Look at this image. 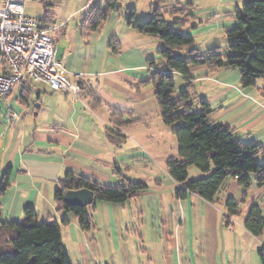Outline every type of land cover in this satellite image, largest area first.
Instances as JSON below:
<instances>
[{
  "label": "crops",
  "instance_id": "1",
  "mask_svg": "<svg viewBox=\"0 0 264 264\" xmlns=\"http://www.w3.org/2000/svg\"><path fill=\"white\" fill-rule=\"evenodd\" d=\"M106 1L60 0L49 11L56 27L50 34L56 58L69 80L77 81L81 75L87 90L94 92L97 107L90 108L85 96L76 101L40 81L18 84L6 98L12 128L0 156V173L10 167L11 174L10 186L0 196L3 222L23 221L28 208L38 221L60 224L66 218L61 240L73 264H261L258 249L264 245V226L258 237L243 226L252 205L264 215V184L257 186L255 176L243 200V188L231 178L225 179L214 203L196 194L174 197L176 184L165 162L177 154L176 126L163 124L151 87L140 91L131 87L147 79V61L157 59L163 45L129 28L126 18L134 10L139 21L146 19L157 0H119L123 11L112 12L100 30L83 37L81 24L89 7ZM162 1L166 9L194 6L193 18L186 19L181 32L193 37L194 46L201 39L197 49L229 53L225 32L235 26V9L242 0H212L206 9L210 0ZM27 4L26 0L25 15L35 18L26 13ZM39 13L41 18L43 8ZM113 39L115 53L109 47ZM207 71L198 68L191 76L198 97L210 105L211 121L230 127L235 140L264 148V80L242 89L239 70L210 75ZM178 77L175 88L184 85ZM112 111L131 121L117 144L105 136ZM257 161L264 162V153ZM116 169L123 180L115 175ZM68 172L109 186L140 181L147 189L122 204L96 203L88 212L90 228L83 231L76 217L56 211L53 202L57 182ZM126 173L139 174L131 180ZM228 197L239 202L242 216L226 222ZM63 230L70 231L66 240Z\"/></svg>",
  "mask_w": 264,
  "mask_h": 264
},
{
  "label": "trees",
  "instance_id": "2",
  "mask_svg": "<svg viewBox=\"0 0 264 264\" xmlns=\"http://www.w3.org/2000/svg\"><path fill=\"white\" fill-rule=\"evenodd\" d=\"M44 10L37 18L41 26L52 23L50 8L60 0H39ZM164 2L157 0L147 20L139 21L132 10L126 18L129 28L159 40L163 48L157 59L147 61L149 76L144 81L133 83L135 91L149 86L159 108V116L166 126L176 127L173 134L177 141V154L165 162L168 175L176 184L174 197L184 199L188 194H196L207 202L214 203L217 192L225 179L235 180L243 188L245 198L255 184H264V162L257 158L264 153V148L257 143H241L233 138V130L223 124L214 123L210 116L212 110L208 102L198 97L191 73L198 68H205L208 75L224 69L239 70V85L242 89L254 87L264 80V0H242L235 9L236 24L225 32L229 40V53L219 50L203 52L194 47V39L183 34L181 29L186 19L193 18L194 6L165 9ZM123 11L119 0H107L91 5L81 24V35L100 30L112 12ZM212 17L206 21L211 20ZM205 21V22H206ZM115 53V40L109 42ZM180 52V53H178ZM176 76L184 81L183 90L174 97ZM82 90L81 97L89 98V107L99 105L94 92L80 80L76 81ZM131 121H124L123 114L112 111L110 128L106 129V138L113 144L120 143L124 137L121 131ZM195 167L205 176L189 178L188 170ZM115 175L123 174L116 169ZM11 168L3 171L0 180V196L10 186ZM86 189L93 193V202L87 207L71 206L64 200L69 190ZM147 185L140 181H126L124 185H103L78 173L68 172L57 182L53 202L58 212L72 214L77 218L83 231L90 228L89 209L96 203L122 204L144 192ZM225 221L241 217L239 202L228 197L225 205ZM61 223H39L37 214L32 208L25 210L21 222L4 223L0 209V264H73L69 253L61 240ZM244 228L258 237L264 226V215L258 205H252L243 217ZM261 264H264V245L258 249Z\"/></svg>",
  "mask_w": 264,
  "mask_h": 264
},
{
  "label": "built area",
  "instance_id": "3",
  "mask_svg": "<svg viewBox=\"0 0 264 264\" xmlns=\"http://www.w3.org/2000/svg\"><path fill=\"white\" fill-rule=\"evenodd\" d=\"M25 6L26 0L0 4V97L8 98L12 89L25 81H40L81 101L80 85L67 78L65 67L56 58L50 36L55 25L41 26L38 19L25 15Z\"/></svg>",
  "mask_w": 264,
  "mask_h": 264
},
{
  "label": "rangeland",
  "instance_id": "4",
  "mask_svg": "<svg viewBox=\"0 0 264 264\" xmlns=\"http://www.w3.org/2000/svg\"><path fill=\"white\" fill-rule=\"evenodd\" d=\"M27 1H28V4H27V7H26V13L31 14L30 16H34L35 18H37V17L39 18V14H40L39 12L42 11V7L40 6V3L38 1H35V0H27ZM211 1L212 0L207 2V5L205 6V9L210 7L209 5H211L210 4ZM144 5L145 4H143L142 6H144ZM200 8L203 9L204 7L202 6ZM33 12H36V13L32 14ZM148 18L149 17H146V19L145 18L143 19V17H142L140 20L144 21V20H147ZM200 40L197 39V41H196V43H197L196 45L197 46L201 45V41ZM197 46H194V47L197 48ZM178 53H180V52H178ZM179 79L180 78L178 76H176V80H179ZM182 86H184V85L182 84L180 86L179 85L176 86L174 97H176L179 94V92L181 90H183ZM32 100L33 99L31 98L30 102ZM81 100H82V97H81ZM11 110L12 109L10 108L8 101H6V99H3V98L0 97V151H1L0 152V156L2 155V152H4L7 144L9 143L10 129L12 128V125H10ZM28 118L31 119L30 114H28ZM258 163L262 164L263 162H259L258 161ZM2 174H3V172L0 173V180H1ZM126 174H127L126 177L127 178H131V180H132L133 178H135L134 176H137V174H139V173H126ZM204 176L205 175L200 173L199 170L197 168H195V167H190L189 170H188V177L189 178H202ZM55 189H54V191H55ZM54 191H53V195H54ZM38 222L42 223V222H45V221L39 220ZM68 233H70V231H67V233H66L63 230V235L62 236H63V238L65 240L67 239V234Z\"/></svg>",
  "mask_w": 264,
  "mask_h": 264
},
{
  "label": "water",
  "instance_id": "5",
  "mask_svg": "<svg viewBox=\"0 0 264 264\" xmlns=\"http://www.w3.org/2000/svg\"><path fill=\"white\" fill-rule=\"evenodd\" d=\"M64 200L71 206L87 207L93 202V193L86 189L69 190L64 194Z\"/></svg>",
  "mask_w": 264,
  "mask_h": 264
}]
</instances>
